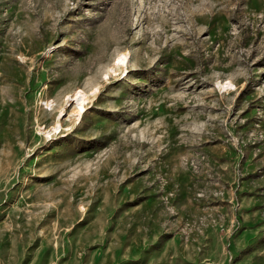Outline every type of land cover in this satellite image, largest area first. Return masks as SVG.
<instances>
[{
	"label": "rangeland",
	"instance_id": "rangeland-1",
	"mask_svg": "<svg viewBox=\"0 0 264 264\" xmlns=\"http://www.w3.org/2000/svg\"><path fill=\"white\" fill-rule=\"evenodd\" d=\"M0 264H264V0H0Z\"/></svg>",
	"mask_w": 264,
	"mask_h": 264
},
{
	"label": "bare ground",
	"instance_id": "bare-ground-1",
	"mask_svg": "<svg viewBox=\"0 0 264 264\" xmlns=\"http://www.w3.org/2000/svg\"><path fill=\"white\" fill-rule=\"evenodd\" d=\"M75 113L73 115L78 116L79 113H76L77 111H74ZM72 116V114H70Z\"/></svg>",
	"mask_w": 264,
	"mask_h": 264
}]
</instances>
